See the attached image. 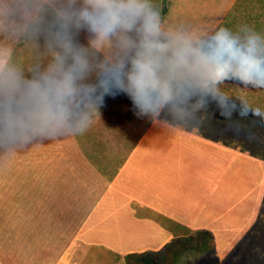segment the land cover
<instances>
[{
    "label": "clouds",
    "instance_id": "1",
    "mask_svg": "<svg viewBox=\"0 0 264 264\" xmlns=\"http://www.w3.org/2000/svg\"><path fill=\"white\" fill-rule=\"evenodd\" d=\"M23 44L36 57L25 69ZM264 87V34L248 24L168 23L155 0H7L0 4V152L82 135L108 99L126 97L138 119L177 131L264 115L250 89ZM196 85L198 87H194Z\"/></svg>",
    "mask_w": 264,
    "mask_h": 264
},
{
    "label": "crops",
    "instance_id": "2",
    "mask_svg": "<svg viewBox=\"0 0 264 264\" xmlns=\"http://www.w3.org/2000/svg\"><path fill=\"white\" fill-rule=\"evenodd\" d=\"M15 56L26 69L36 53L19 44ZM263 198V160L160 122L148 125L111 180L72 135L0 152V209H10L18 264H125V255L158 250L186 230L209 231L213 250L182 264H223L254 255L237 246Z\"/></svg>",
    "mask_w": 264,
    "mask_h": 264
},
{
    "label": "trees",
    "instance_id": "3",
    "mask_svg": "<svg viewBox=\"0 0 264 264\" xmlns=\"http://www.w3.org/2000/svg\"><path fill=\"white\" fill-rule=\"evenodd\" d=\"M166 1L162 0L164 12ZM238 24H248L264 34V0H235L216 29ZM236 85L250 89L254 102L264 104V87L241 83L234 77L225 88ZM226 98L238 107L245 108L248 115L241 117L237 112L228 122L212 104L205 126L197 133L264 161V115H257L251 107L240 105L234 96ZM150 123L147 119L134 116L129 100L118 96L108 99L102 114L92 126L84 134L75 137L87 159L106 179L111 180ZM212 250V234L209 231L186 230L158 250L130 253L123 257V261L125 264H177L186 253H207Z\"/></svg>",
    "mask_w": 264,
    "mask_h": 264
},
{
    "label": "rangeland",
    "instance_id": "4",
    "mask_svg": "<svg viewBox=\"0 0 264 264\" xmlns=\"http://www.w3.org/2000/svg\"><path fill=\"white\" fill-rule=\"evenodd\" d=\"M234 1L235 0H167L165 3L166 10L162 12V15L170 24L186 23L197 27L211 26L212 30L215 31ZM155 3L159 5L162 10V0H155ZM11 236L10 209H0V259L5 264H18V261L15 262L13 258L14 252ZM17 244L18 241H16V246ZM239 247L253 249L254 255L244 256L243 253L246 252H239L238 256L232 254L226 260H223L222 263L236 264L235 262L238 261L237 264H246V262L250 261L249 264H264V204L255 222V226L247 237L237 246V248ZM197 254L198 253L195 252L184 254L178 261V264L184 263L188 255V257H194ZM209 263L218 264L214 259L209 260Z\"/></svg>",
    "mask_w": 264,
    "mask_h": 264
}]
</instances>
